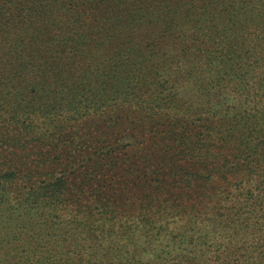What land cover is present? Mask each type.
I'll list each match as a JSON object with an SVG mask.
<instances>
[{
  "label": "rangeland",
  "instance_id": "374dc122",
  "mask_svg": "<svg viewBox=\"0 0 264 264\" xmlns=\"http://www.w3.org/2000/svg\"><path fill=\"white\" fill-rule=\"evenodd\" d=\"M9 7L0 96L28 130L0 124V264H264V67L217 80L216 38L116 14L31 38Z\"/></svg>",
  "mask_w": 264,
  "mask_h": 264
},
{
  "label": "trees",
  "instance_id": "16d2710c",
  "mask_svg": "<svg viewBox=\"0 0 264 264\" xmlns=\"http://www.w3.org/2000/svg\"><path fill=\"white\" fill-rule=\"evenodd\" d=\"M9 14L18 18L16 25L31 38L68 29L92 37L91 33L102 32L101 25L113 19L114 14V21H130L136 28L144 27L152 37L181 30L199 32L207 38H216L217 46L224 52L223 57H208L209 51L204 49L195 59L208 72L215 67L217 80L227 78L256 86L255 78L246 74L245 68L254 64L264 67V0H22L19 8H14L10 0ZM251 37L253 42L248 41L245 46L244 39ZM235 39H240L239 45L233 43ZM21 104L17 98L0 96V124L6 120L15 128L28 130L27 118H20L26 116ZM257 148L258 145L252 146L250 151L253 153ZM26 149L19 142L11 151L18 154ZM3 157L0 151V162ZM4 195V190L0 191V206Z\"/></svg>",
  "mask_w": 264,
  "mask_h": 264
}]
</instances>
